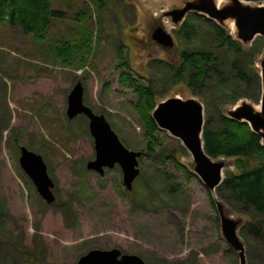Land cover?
Instances as JSON below:
<instances>
[{
  "label": "rangeland",
  "instance_id": "374dc122",
  "mask_svg": "<svg viewBox=\"0 0 264 264\" xmlns=\"http://www.w3.org/2000/svg\"><path fill=\"white\" fill-rule=\"evenodd\" d=\"M216 1L221 5L228 0ZM243 1L264 5V0ZM182 2L51 0L65 16L55 17L39 39L18 25L0 22V264H75L91 249L112 248L137 254L145 264H240L222 234L216 191L191 174L193 157L181 139L159 128L151 148V136L135 105L136 87L120 79L122 71L142 85L150 79L157 103L174 96L200 99L185 82L166 80L163 67L164 62L178 64L186 49L175 34L179 25L164 15ZM160 24L173 35V47L152 39ZM225 26L236 37L234 23ZM66 40L92 44L83 67L75 66L78 58L73 66L56 59L55 46ZM253 41L261 46L255 57L260 73L264 37L257 35ZM79 80L85 104L106 116L126 147L142 152L141 172L130 191L120 164L105 168L103 174L87 168L96 155L89 118L67 116L69 93ZM209 93L207 102L200 99L205 119L208 111L227 115L242 101L260 108L261 98L226 103ZM21 146L43 157L54 181L53 203L43 199L22 168ZM217 160L226 163L224 176L233 169V159ZM174 183L178 186L171 190ZM223 204L229 216L241 220L237 233L245 246V214L237 205Z\"/></svg>",
  "mask_w": 264,
  "mask_h": 264
},
{
  "label": "trees",
  "instance_id": "16d2710c",
  "mask_svg": "<svg viewBox=\"0 0 264 264\" xmlns=\"http://www.w3.org/2000/svg\"><path fill=\"white\" fill-rule=\"evenodd\" d=\"M65 12L54 9L51 0H0V22L18 25L25 33L42 38L55 17ZM175 34L186 43L178 64L164 62L172 83L183 81L194 95L207 102L209 92L221 96L226 103L241 97L258 102L262 96V80L255 65L261 51L256 41L250 46L234 37L225 25L207 16L190 12L176 28ZM91 42V41H90ZM256 42V44H255ZM92 44L85 41H61L54 48L56 59L65 66L83 67L92 53ZM123 56V49H119ZM128 65L129 61L122 63ZM123 66H121L122 68ZM131 67V66H128ZM132 68V67H131ZM140 75V74H139ZM142 76V75H140ZM146 78V77H145ZM120 79L130 88L136 87L139 100L135 104L146 134L151 136L159 129L152 117L157 105V90L148 79L142 85L126 71ZM147 79V78H146ZM211 95V94H210ZM205 151L215 159L230 158L232 170H225L221 184L216 188L218 199L226 205H237L245 214L242 226L248 264H264V143L245 121H238L225 114L212 115L208 111L203 129ZM196 176L195 173H191ZM178 184L170 185L175 190ZM211 199L214 204V200ZM215 206V205H214ZM249 235V236H248Z\"/></svg>",
  "mask_w": 264,
  "mask_h": 264
},
{
  "label": "water",
  "instance_id": "95a60500",
  "mask_svg": "<svg viewBox=\"0 0 264 264\" xmlns=\"http://www.w3.org/2000/svg\"><path fill=\"white\" fill-rule=\"evenodd\" d=\"M182 3V6L164 13L165 16L170 17L171 23L175 26L180 25L187 14L196 12L213 19L220 25L232 21L236 38L245 45L250 44L257 35L264 37V5H253L243 0H228L221 5L216 0H183ZM151 37L159 45L167 48L175 44L173 35L161 24L153 29ZM259 63L262 80L260 108H256L248 101H242L241 104L229 109L227 116L247 122L251 129L261 136L264 143V58ZM79 114L89 118V129L96 149L95 158L87 162V168L103 174L105 168L120 164L123 170V182L128 191L132 190L133 182L141 172L139 157L142 152L126 147L106 116L95 113L85 104L84 85L81 80L69 93L67 107L69 119ZM152 117L159 128L167 130L171 135L182 140L192 154L194 173L209 191H216L223 181L226 163L224 160L213 158L205 151L203 140L205 113L202 101L197 97L187 99L170 97L157 103ZM19 162L43 199L47 203H53L56 199L52 191L54 181L48 174L43 157L21 146ZM215 205L220 216L224 238L237 251L240 264H247L244 242L237 233L241 220L229 216L221 200H215ZM75 264H145V261L137 254L122 253L119 248H112L91 249L80 256Z\"/></svg>",
  "mask_w": 264,
  "mask_h": 264
}]
</instances>
